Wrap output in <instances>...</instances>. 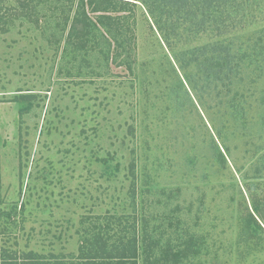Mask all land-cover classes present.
Instances as JSON below:
<instances>
[{"label": "rangeland", "instance_id": "obj_1", "mask_svg": "<svg viewBox=\"0 0 264 264\" xmlns=\"http://www.w3.org/2000/svg\"><path fill=\"white\" fill-rule=\"evenodd\" d=\"M116 1L112 34L90 23L69 36L80 0H0V230L45 255L76 254L78 231L117 213L163 243L175 228L197 236L202 253L185 264H264V224L246 225L252 200L264 213V66L241 65L219 91L183 79L211 55L189 63L190 50L245 45L254 29H232L231 16L254 14L256 30L264 11ZM217 92L244 100L240 119Z\"/></svg>", "mask_w": 264, "mask_h": 264}, {"label": "trees", "instance_id": "obj_2", "mask_svg": "<svg viewBox=\"0 0 264 264\" xmlns=\"http://www.w3.org/2000/svg\"><path fill=\"white\" fill-rule=\"evenodd\" d=\"M80 1L76 6L75 14L71 20L68 19L70 21L68 35L82 36L88 33L87 29L90 23L94 24L95 28L104 27L106 28V30L102 28L104 32L108 30L107 34H112L107 19L113 20L118 17H112L109 14L111 10L116 9V6L113 5L117 1L104 0L105 4L103 1L100 4L92 2V0ZM239 4L242 5V2L239 1ZM232 5L233 1L231 0L229 6ZM238 10H243L248 14L252 11H264V0H243V6L237 8ZM89 13L96 14L94 21L89 17ZM231 19L232 29H239L240 31L254 29L252 33L253 35L255 33V36L248 38V43L245 45L241 43L236 48H232L235 38H228L227 43L226 41L212 42L209 51H207V45L190 50L192 56L188 59L189 63L193 59L198 61L200 55L211 52V55L205 58L207 63L203 67L199 66L200 72L196 73V77L189 74L184 75L183 79L190 83L192 89L201 91V88L197 86V83L201 82L200 85L210 92L212 90L219 91L222 85H231L232 79L237 77L243 64L249 66L255 63L257 68L263 70L260 64L264 66V25L255 30L256 26L254 25L257 24V16L254 14L248 16L244 14L235 15L231 16ZM235 33L233 32V35ZM217 34L222 36L224 32ZM235 36L238 37L239 35L235 34L233 37ZM244 49L249 50L243 51ZM182 67L184 66L182 65ZM217 82H221V86H218ZM227 95L224 92L221 96L218 92L215 93L217 98L220 97L218 98V106L222 107L223 105L230 118L240 119L242 111L245 110L242 106L244 100L238 95L232 97H227ZM219 109L221 108L219 107ZM258 164L255 177L262 178L264 177V152L259 155ZM260 205L261 203L252 200L251 210H248L246 225H253V230L255 227L262 229L256 217L261 220L260 224H264V213ZM88 225L78 231L80 240L76 254L50 251L48 255L27 248L28 245L26 244L21 247L17 234L11 228L6 227L4 230H0L2 235L0 237V264H139V258H142L143 264H185L187 259L196 257L202 253L203 249L202 240L191 234L186 235L181 228L173 230L175 238L172 242L166 239L163 243L153 230H148L146 227L141 228L140 234V232L138 233L140 229L136 218L130 219L123 214H96ZM15 235L16 238L11 239Z\"/></svg>", "mask_w": 264, "mask_h": 264}]
</instances>
